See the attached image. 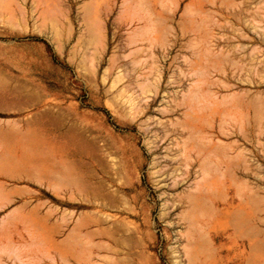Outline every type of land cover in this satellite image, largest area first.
Segmentation results:
<instances>
[{
  "label": "rangeland",
  "instance_id": "obj_1",
  "mask_svg": "<svg viewBox=\"0 0 264 264\" xmlns=\"http://www.w3.org/2000/svg\"><path fill=\"white\" fill-rule=\"evenodd\" d=\"M0 87V264H176L175 248L187 261L186 196L204 180L221 202L258 196L247 206L264 221V0H0ZM50 144L69 153L56 178L20 179L18 146L41 160ZM166 163L176 186L152 174ZM87 173L119 207L84 199ZM108 216L129 231L118 244L97 235ZM223 244L235 264L241 240Z\"/></svg>",
  "mask_w": 264,
  "mask_h": 264
},
{
  "label": "bare ground",
  "instance_id": "obj_2",
  "mask_svg": "<svg viewBox=\"0 0 264 264\" xmlns=\"http://www.w3.org/2000/svg\"><path fill=\"white\" fill-rule=\"evenodd\" d=\"M160 3V2H159ZM188 7V6H187ZM157 15H159L158 12H155ZM206 13V12H205ZM157 18V17H156ZM167 18V17H166ZM171 18V17H170ZM169 18V19H170ZM162 19V18H161ZM165 19V18H164ZM163 19V20H164ZM195 19V18H194ZM158 20V19H157ZM172 20V19H171ZM203 21V20H202ZM178 23V22H177ZM195 23H198V22H195ZM194 23V24H195ZM197 25V24H196ZM198 26V25H197ZM193 31V30H192ZM140 49V48H139ZM143 76V75H142ZM142 87V86H141ZM1 88V87H0ZM137 110V109H136ZM51 115V114H50ZM53 115V114H52ZM45 117V116H43ZM39 120V119H38ZM37 120V121H38ZM50 120V119H49ZM51 120L53 121V119L51 118ZM57 120V119H56ZM50 121V122H52ZM59 121V120H58ZM49 122V121H48ZM55 122V120L53 121ZM57 122V121H56ZM59 124V122H58ZM57 125V124H56ZM60 125V124H59ZM47 126V125H46ZM62 126V125H61ZM68 128V127H67ZM75 129V128H74ZM29 130V129H28ZM70 131H74V130H69V133ZM54 132V131H53ZM27 133V132H26ZM76 133L75 131L72 133V136L70 137H74ZM68 132L66 131L65 135L67 138L69 137L68 135ZM74 134V136H73ZM22 135V134H21ZM32 135V134H31ZM43 135V134H42ZM62 135V136H63ZM77 135V134H76ZM79 135V134H78ZM59 136V135H58ZM57 136V137H58ZM167 134L164 136L166 137ZM11 137V136H10ZM25 137V136H24ZM41 137V136H40ZM69 137V140L70 141H73L75 142V140L77 142H71L73 148L75 149L76 147L78 148V145L76 146V144H79L78 142V136H76L75 138H72L73 140H71V138ZM80 137V136H79ZM65 138V137H64ZM63 138V139H64ZM83 138V137H81ZM24 139V138H23ZM36 139V138H35ZM66 139V138H65ZM80 139V138H79ZM85 139V138H84ZM68 140V139H67ZM64 141V143L68 142V141ZM34 141V140H33ZM40 142V141H39ZM81 142V140H80ZM162 142V141H161ZM160 142V143H161ZM35 143V142H33ZM63 143V145H64ZM73 143L75 144V146L73 145ZM83 143V144H82ZM80 143L83 145L84 149H86L85 147L87 146V149H91L92 151L93 148H91L89 145H86L84 144V140L83 142ZM88 143H91L90 141ZM204 144V143H202ZM39 145V144H38ZM53 144H50V148H49V151H50V155L49 157H46L45 159H41V160H37L36 158H33V159H28L27 158V155L29 154L28 151L30 152V148L26 149L25 146L23 145H19L18 146V149H17V159L18 161L20 162L21 164V173H22V176L20 179H28L30 176H29V173H26L24 172L22 169L25 168V167H29V166H33V167H38V171L40 172V175L47 181H51L52 179H55V174L58 173L59 171V164H62V162L66 161L68 157V154L67 152L65 151L64 152V149L62 147V149L60 147H57L55 148V146H52ZM66 145V144H65ZM67 145H70V144H67ZM66 145V146H67ZM86 145V146H84ZM205 145V144H204ZM81 146V145H80ZM79 146V147H80ZM106 146V145H105ZM206 146V145H205ZM69 148V146H67ZM65 147V148H67ZM89 147V148H88ZM201 147L203 148L204 146H200L198 149H201ZM76 148V149H77ZM82 149V147H80ZM80 148H78L80 150ZM106 148V147H105ZM37 149V148H36ZM77 149V150H78ZM82 150L84 153V155L88 154V152H90L91 150ZM95 149V148H94ZM33 150V149H32ZM39 150V149H38ZM71 150V149H69ZM202 150V149H201ZM203 150L206 151V149L203 148ZM79 152V151H78ZM77 152V153H78ZM87 152V153H86ZM95 152V151H94ZM94 152H92L93 154H95ZM106 152V151H105ZM204 153V151H202ZM35 153V152H34ZM86 153V154H85ZM91 153V152H90ZM89 153V154H90ZM91 153V154H92ZM97 153V152H96ZM32 154V153H31ZM36 154V153H35ZM34 154V155H35ZM101 154H103L101 152ZM197 154H201L200 151H198ZM205 154V153H204ZM202 154V156L204 155ZM33 155V156H34ZM79 155H80V152H79ZM96 155V154H95ZM105 155H107L105 153ZM196 155V154H195ZM32 156V157H33ZM94 156V155H93ZM98 157L101 156L97 155ZM199 156V155H198ZM205 156V155H204ZM92 158V157H90ZM94 159L96 157H93ZM92 158V159H93ZM101 158V157H99ZM200 158V157H199ZM204 158H207V157H204ZM102 159V158H101ZM81 162L83 161L82 159H80ZM79 160V161H80ZM103 160V159H102ZM173 160V159H171ZM192 160V159H191ZM194 160V159H193ZM202 161L205 162V159H201ZM200 160V166L202 165L201 163H203L202 161ZM95 161V160H94ZM74 162V161H73ZM173 162H175L173 160ZM192 162V161H191ZM190 162V164H191ZM195 162V161H194ZM206 162H207V159H206ZM77 163V162H76ZM115 163V162H114ZM158 163V162H157ZM181 163V162H180ZM188 163V162H187ZM66 164V163H65ZM69 164V163H68ZM79 164V163H78ZM84 164V163H83ZM86 164H89L86 162ZM92 164V163H91ZM89 164V165H91ZM109 164V163H108ZM154 164V163H153ZM156 164V162H155ZM170 164L172 163H166V164H163L162 166L160 165H157L159 166V168L157 170H155L154 172H152L153 175H156L157 178H172L174 180V185L176 184V173H177V166H174V164L172 166H174V168H169L170 167ZM179 164V163H178ZM85 165V164H84ZM88 165V166H89ZM189 165V163H188ZM203 165H207V164H204ZM201 166V167H198L200 170L203 168H205L204 166ZM70 166V165H69ZM87 166V165H86ZM95 166H101L100 164V161L97 162V164H95ZM105 165H103L104 167ZM157 166H154L156 169ZM199 166V165H198ZM68 167V166H67ZM83 167V166H82ZM102 168V166H101ZM100 168V169H101ZM106 168V167H105ZM108 168H110L108 166ZM197 168V167H196ZM207 168V167H206ZM82 169V168H81ZM92 169V168H91ZM202 169V170H203ZM218 170H220L218 167H217ZM68 170V168H67ZM71 170V169H70ZM102 170V169H101ZM201 170V172H202ZM91 171V170H89ZM93 171H95V169L93 168ZM106 171V170H105ZM111 171V170H110ZM113 171V170H112ZM119 171V170H118ZM31 172V171H30ZM79 172V171H78ZM88 172V171H87ZM108 172V170H107ZM114 172V171H113ZM117 172V171H115ZM123 172V171H122ZM207 172H208V169H207ZM219 172V175H220V171ZM80 173H83L80 172ZM106 173V172H105ZM203 173V172H202ZM201 173V175H202ZM222 173V172H221ZM64 174V173H63ZM73 174V173H72ZM78 174V173H77ZM113 174V173H112ZM116 174V173H115ZM118 174V173H117ZM123 174V173H122ZM175 174V175H174ZM199 174V173H198ZM59 175V174H58ZM62 175V174H61ZM65 175V174H64ZM63 175V176H64ZM86 176H88V178H84L86 179L87 181L85 182V180H83V177L81 180H76V183L79 184V189L78 191L80 193H83L84 194V199H86V197L88 196L90 199H89V204L90 203H93L95 205V207H98L100 208V211L103 210V209H108V208H113V207H119L120 205H118V199H116L115 195L116 193L120 192L119 190H108L107 187L104 185V180H100L98 177V173L96 175V173H87L85 174ZM120 175V173H119ZM190 175V174H189ZM98 176V177H97ZM113 176V175H112ZM206 176V175H205ZM58 177V176H57ZM79 177V176H78ZM219 177H222V176H219ZM59 178V177H58ZM61 178V177H60ZM75 178V177H74ZM81 178V176H80ZM124 177H122L123 179ZM184 178V177H183ZM218 178V177H217ZM63 179V178H62ZM61 179V180H62ZM120 179V178H119ZM186 179V178H185ZM220 179V178H219ZM73 180V178H72ZM83 180V182H82ZM118 180V179H117ZM124 180V179H123ZM183 180V179H182ZM162 181H165V180H161V181H158V183L162 182ZM74 182V180H73ZM213 183L211 182H208L207 180V183H206V180H204V184L206 185H201V187L204 186V188L206 186H208V188L210 186H214L216 187V180L215 181H212ZM216 182V183H215ZM62 183V182H61ZM65 183V182H64ZM127 183V182H125ZM124 183V184H125ZM200 183V182H199ZM198 183V184H199ZM209 183V184H208ZM108 184V183H107ZM172 184V185H173ZM197 184V185H198ZM201 184V183H200ZM199 184V185H200ZM212 184V185H211ZM68 185V184H67ZM70 185V184H69ZM69 185L67 187H69ZM122 185V184H121ZM173 185V186H174ZM66 186V185H65ZM64 186V187H65ZM112 186V185H111ZM110 186V187H111ZM124 186V185H123ZM171 186V187H173ZM176 186V185H175ZM222 186V185H221ZM220 186V187H221ZM75 187V186H74ZM169 186V188H171ZM178 187V186H177ZM197 187V186H196ZM201 187H198L196 188L198 190V192H196L197 194H190L189 196H186L188 197V202H187V206H188V213L187 212H184L186 210H184L183 212L184 213H187L188 214H196L198 215V218L195 220V222L190 225L188 224L187 225V228H186V236H185V239H186V245L187 247H189L187 250V252L189 253L187 255V261H183L182 257L179 255L178 253V250L175 248L173 252V254H177L178 257H175L177 259L175 260H178V261H175L174 260V263L176 262V264H220L223 260V257L221 255V252L223 250V247H224V244H223V240L226 238V239H240L241 240V252H239L236 256V261H235V264H260L259 263V257H258V253L260 252H264V229L261 227L262 226V223L264 221H262L260 219V217L258 216V214L256 213V209H251L250 207L247 206V203L250 201H253L254 199H256L257 197L256 196H248L247 198H241L240 200H236L234 195H231L229 194V192H227V195L229 194V197L227 198V200L225 202H221L219 200V198H214L213 197V194L212 196H210L206 191H207V187L205 188V191L204 188H201ZM219 187V186H218ZM217 187V188H218ZM172 189V188H171ZM201 189V190H199ZM203 189V190H202ZM219 189V188H218ZM116 191V192H114ZM189 191V190H188ZM201 191V192H200ZM203 191V192H202ZM223 191V190H222ZM256 191V190H255ZM114 192V193H113ZM215 192V191H214ZM217 192V191H216ZM215 192V194H216ZM219 192V191H218ZM251 191H249L250 193ZM166 193V192H165ZM205 193V194H204ZM115 194V195H114ZM167 194V193H166ZM252 194V193H251ZM81 195V194H80ZM87 195V196H85ZM164 195V194H162ZM225 196V195H223ZM83 197V196H82ZM118 197V196H117ZM121 197V194L120 196ZM118 197V198H119ZM125 195L122 196V199H120V201H122L123 199L125 200ZM185 197V196H184ZM185 197V198H186ZM184 198V199H185ZM84 200V201H85ZM123 200V201H124ZM128 199H126L125 201H127ZM166 202V201H165ZM259 202V201H258ZM122 205L123 203H127V202H121ZM257 203V202H256ZM166 204V203H165ZM249 204V203H248ZM125 205V204H124ZM252 206H255L254 203L252 204ZM256 207V206H255ZM114 209V208H113ZM133 209V208H131ZM258 209V208H257ZM261 209V208H260ZM256 210V211H255ZM182 212V211H181ZM259 213V212H258ZM166 214V213H165ZM261 214V213H260ZM186 217V216H185ZM189 217V216H188ZM192 217V215H191ZM111 217L108 216V218H103V217H100L98 218L94 224H96V226L98 227L97 229V235L100 239H104L106 238L107 240L109 241H112V242H115V244H118L116 243L117 241H119L118 239H116V236L118 234H121V233H127L129 232L128 230L126 229H123L121 228V225L120 227H117V225L115 226L114 225V222H111L107 219H109ZM193 218V217H192ZM183 220V219H182ZM185 220V219H184ZM221 220H225L226 222L228 223H231V230H230V233H228L226 236H224L225 233H222V232H218L217 230L214 229V227L212 226L213 225V222H219ZM186 221V220H185ZM188 221H189V218H188ZM194 221V220H193ZM108 222V223H107ZM191 222V220H190ZM103 223H107L108 224V228L105 230L103 228H101V225ZM189 223V222H188ZM264 225V224H263ZM78 226V225H77ZM103 227V226H102ZM125 227V226H124ZM76 228V226H75ZM80 228V227H79ZM135 231V229H134ZM137 232V231H136ZM70 236V235H69ZM178 236V235H177ZM182 236V235H181ZM126 238V237H125ZM128 239V238H127ZM122 241H124L122 239ZM139 242V241H138ZM140 244V243H139ZM130 246V245H129ZM106 247V246H105ZM69 248V247H68ZM104 248V244L102 242H99L97 243L96 245V249L98 250V252H101L100 250H102ZM110 249V248H109ZM183 249L186 250V248H184L183 246ZM67 250V249H66ZM112 250V249H111ZM115 250V249H114ZM112 250V251H114ZM184 250V251H185ZM69 251V250H68ZM103 251V250H102ZM72 252V251H71ZM118 252V251H117ZM114 253V252H113ZM71 254V253H70ZM66 255V254H65ZM101 255V254H100ZM176 255V256H177ZM185 255V254H184ZM264 255V254H263ZM102 256V255H101ZM260 256V255H259ZM121 260H119L118 262L116 263H119ZM115 263V264H116ZM261 264H264L261 263Z\"/></svg>",
  "mask_w": 264,
  "mask_h": 264
}]
</instances>
